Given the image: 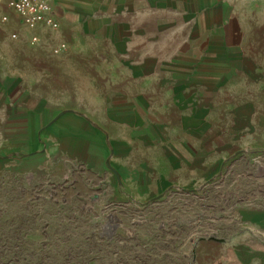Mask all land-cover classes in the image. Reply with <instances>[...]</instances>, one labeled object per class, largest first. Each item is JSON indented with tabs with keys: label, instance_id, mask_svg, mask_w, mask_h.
I'll return each mask as SVG.
<instances>
[{
	"label": "rangeland",
	"instance_id": "1",
	"mask_svg": "<svg viewBox=\"0 0 264 264\" xmlns=\"http://www.w3.org/2000/svg\"><path fill=\"white\" fill-rule=\"evenodd\" d=\"M110 3L105 0L103 16ZM215 4L221 7L202 13L214 22L227 21L229 45L264 61V0H159L158 8L145 4L142 14L149 30L152 13L158 14L166 43L174 32L181 36L193 29L191 11ZM5 16L1 12L4 29ZM20 46L38 44H31V37L23 40L15 29L0 33V62L6 64L1 76L31 72L12 66ZM84 73L79 71L78 105L105 120L107 104L97 97L108 87L87 84ZM247 80L225 84L223 94L209 103L203 140L178 133L180 117H171L172 124L163 114L157 119L156 141L190 142L207 163L204 168L192 156L193 182L161 197L121 196L112 173L66 152L31 171L0 167V264H264V226L251 220V213L264 212V145H255L264 140V116L255 120L260 133L251 134ZM258 104L264 110V101Z\"/></svg>",
	"mask_w": 264,
	"mask_h": 264
},
{
	"label": "crops",
	"instance_id": "2",
	"mask_svg": "<svg viewBox=\"0 0 264 264\" xmlns=\"http://www.w3.org/2000/svg\"><path fill=\"white\" fill-rule=\"evenodd\" d=\"M5 1L0 14L9 19L0 33L15 29L23 40L37 35L39 42L18 47L19 60L12 63L31 72L0 74V167L31 171L51 155L66 152L112 173L121 196L161 197L185 181L193 182L192 156L199 163L205 158L190 142L156 141L157 119L163 114L172 124L171 117H180L178 133L198 134L203 140L212 112L209 103L236 78L244 83L251 79V134L260 133L255 120L264 116L258 104L264 101V61L252 54L245 57L240 45H229L224 18L214 22L202 13L221 4L191 11L193 29L181 36L174 32L162 43L158 14L151 15V30L142 14L145 4L158 8L159 0H111L105 16V0H53L57 30L23 27ZM63 42L67 50L53 54ZM5 65L0 62V70ZM80 70L90 80L87 84L108 87L97 97L107 104L105 120L78 105ZM261 144L264 140L255 145ZM251 220L264 226V212L251 213Z\"/></svg>",
	"mask_w": 264,
	"mask_h": 264
},
{
	"label": "built area",
	"instance_id": "3",
	"mask_svg": "<svg viewBox=\"0 0 264 264\" xmlns=\"http://www.w3.org/2000/svg\"><path fill=\"white\" fill-rule=\"evenodd\" d=\"M53 0H6L5 4L8 9H11L16 14L19 23L30 29L44 27L50 30H57L60 27L59 22L54 18L51 8ZM4 0H0V4ZM8 20V15L4 17ZM16 37V35H13ZM39 37L33 35L31 44H37ZM67 50L66 43H60L52 49L53 54L59 55Z\"/></svg>",
	"mask_w": 264,
	"mask_h": 264
}]
</instances>
